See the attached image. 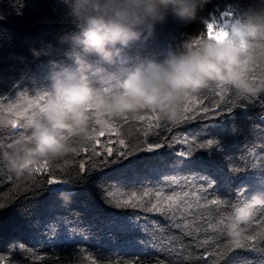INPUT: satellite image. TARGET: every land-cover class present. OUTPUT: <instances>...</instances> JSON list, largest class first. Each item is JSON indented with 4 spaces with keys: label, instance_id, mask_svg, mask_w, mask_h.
Here are the masks:
<instances>
[{
    "label": "clouds",
    "instance_id": "obj_1",
    "mask_svg": "<svg viewBox=\"0 0 264 264\" xmlns=\"http://www.w3.org/2000/svg\"><path fill=\"white\" fill-rule=\"evenodd\" d=\"M54 3L61 24L55 43L31 49L43 73L0 102V173L17 184L52 176L47 185L68 205L77 185L55 178L61 166L123 124L146 115L182 123L210 91L242 108L264 97V0ZM169 18L180 29L174 45L162 60L140 56ZM249 170L255 191L245 196L249 185H241L235 197L213 204L225 251L264 236V167Z\"/></svg>",
    "mask_w": 264,
    "mask_h": 264
},
{
    "label": "trees",
    "instance_id": "obj_2",
    "mask_svg": "<svg viewBox=\"0 0 264 264\" xmlns=\"http://www.w3.org/2000/svg\"><path fill=\"white\" fill-rule=\"evenodd\" d=\"M56 8L54 0H0V100L31 86L33 74L43 73L44 68L33 60L31 49L39 48L42 41L55 43L61 28ZM179 30L171 18L157 25L155 37L140 46L139 55L162 60L176 42ZM219 100L214 92H207L205 105L212 106ZM240 103L246 106H234L229 97L212 113H202L193 121L170 126V130L158 129V135L147 137L136 131V125L143 122L123 124V132L128 135L126 143L139 150L126 159L120 157L123 163L104 165L106 152L95 158L85 152L62 165L55 178L77 185L68 205L51 190L57 186L47 185L52 176L45 175L36 184H17L0 173V204L4 205L0 207V257H4L0 264H53L60 258L61 264H88L89 253L105 257L98 264H118L121 259L126 264L135 260L142 264H212V254L225 241L217 231H197L196 210L191 216L185 214L173 221L163 214L122 204L120 197L109 195V186L118 184L125 191L138 194L163 188L171 195L173 190L180 191L170 185L171 179L191 178L199 172L212 178L206 193L209 199L235 197L236 190L245 184L249 185L245 196L250 195L258 185L249 169L252 165L264 167V97ZM4 136L0 132V138ZM176 137L196 143L189 146L176 142ZM109 139L115 140L116 136H103L100 141ZM145 140L147 146L160 147L143 150ZM207 141H213V146L199 147ZM216 144L232 150V163H219V157L210 155ZM110 146L117 147L115 143ZM96 148L101 151L99 144ZM116 156L114 151L108 160ZM82 161L84 171L79 168ZM95 161L101 162L99 168H91ZM239 169L244 171L236 172ZM198 186L207 187L202 183ZM218 215L213 207V222ZM187 224L192 227L186 228ZM205 240L215 243L205 244ZM253 243L256 248L233 251L245 255L249 264H264V253L259 251L264 248V239Z\"/></svg>",
    "mask_w": 264,
    "mask_h": 264
},
{
    "label": "snow or ice",
    "instance_id": "obj_3",
    "mask_svg": "<svg viewBox=\"0 0 264 264\" xmlns=\"http://www.w3.org/2000/svg\"><path fill=\"white\" fill-rule=\"evenodd\" d=\"M207 93L201 98V102L197 107H195L190 115L186 117V119L182 122H190L195 120L197 117L201 116L202 113L208 114L214 112L216 108H220L221 102L220 100L213 104L212 106L205 105V98ZM206 118V117H205ZM133 122H143L141 124L136 125V131L142 134L144 137H147L149 134L158 135L157 130L164 128L170 130V126H179V124L169 125L168 123L161 122L158 116L155 115H146L141 116L138 120H133ZM128 123V122H127ZM115 135L116 139H109L106 142L97 141V143L92 147L91 151H86L91 153V157H99L102 152H106L107 156L104 157L103 164L107 165L109 163H123V160L120 157H124L125 159L128 155H132L135 151L139 150L135 147L130 148L129 144L126 143L128 139V135L123 132V128L121 126V130L118 132L112 133L110 136ZM176 142L185 143L189 146L194 145L196 142L188 141L186 139H181L180 137L175 138ZM115 143L117 147L113 149L110 145ZM145 148L143 150L152 151L153 148H159L160 145L156 144L154 146H147L146 140L144 141ZM99 144L101 151H98L96 145ZM214 144L213 141H207L206 143L199 144L200 148L212 147ZM121 148L127 149L128 151H121ZM117 153V156L112 161L108 160V157L113 155V152ZM210 155L219 157L217 162L222 164L232 163L234 160V156L232 159H229V156L232 155V150L227 146H221L220 144H216L215 148ZM101 166L100 161H95V163L91 166V168H99ZM255 165H252V167ZM79 168L81 171L85 170V163L82 161L79 164ZM170 185H176L180 188V191L173 190L171 195L166 194V190L163 188L154 189V190H142L140 194L136 191L127 192L120 185L112 184L109 186V195L110 196H118L120 197V202L124 205H131L133 207H140L146 211L155 212L159 214H163L166 219L170 220H178L185 216V214L191 216L193 215L192 210H196V220L194 221L197 231H207L212 230L216 231L215 222L212 221V208L213 204L216 202V198L209 199L206 195L208 188L212 186V178L210 176H206L202 173L197 172L191 178L184 177L182 180L173 178L170 180ZM207 185V187H199V184ZM147 205V206H146ZM206 225L205 227H201L200 225ZM186 228L192 227V224L185 225ZM259 239H264V236H258L254 241ZM205 244H212L215 241L205 240ZM23 250V245L20 246ZM227 246H222V248L217 249L216 252L212 254L213 260L212 264H249V261L245 255L240 252L233 251L234 248H228L227 251L224 248ZM256 248V244L250 245H242L240 248ZM239 249V248H235ZM81 253L86 252L87 250H78ZM259 251L264 253V248H260ZM110 258V257H109ZM0 259H4V257H0ZM44 259V258H41ZM105 257L102 254L97 253H89L86 257V261L88 264H98V262H102ZM61 260L54 261L53 264H61ZM118 264H126V262L121 259ZM130 264H142L140 260H135L130 262Z\"/></svg>",
    "mask_w": 264,
    "mask_h": 264
},
{
    "label": "rangeland",
    "instance_id": "obj_4",
    "mask_svg": "<svg viewBox=\"0 0 264 264\" xmlns=\"http://www.w3.org/2000/svg\"><path fill=\"white\" fill-rule=\"evenodd\" d=\"M16 94V93H15ZM14 96L15 95H13L12 97H9V98H7V99H5V100H0V102H2V103H8L11 99H13L14 98Z\"/></svg>",
    "mask_w": 264,
    "mask_h": 264
}]
</instances>
